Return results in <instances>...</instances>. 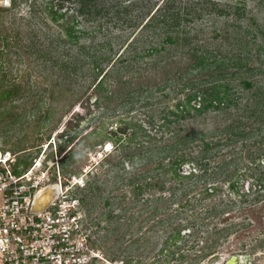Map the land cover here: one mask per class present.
Listing matches in <instances>:
<instances>
[{"label":"rangeland","instance_id":"rangeland-1","mask_svg":"<svg viewBox=\"0 0 264 264\" xmlns=\"http://www.w3.org/2000/svg\"><path fill=\"white\" fill-rule=\"evenodd\" d=\"M165 1L95 0L89 3L86 0L80 4L76 0H11L9 8H0V151L24 150L20 156L35 157L41 144L51 142L49 150L56 147L58 155H64L63 180L71 182L74 177L83 186H75L73 190L84 200V205L81 201L82 224L88 245L97 256L89 264H212L215 256L219 257V264L230 256H247L248 264L262 263L264 243L259 244L264 239L261 233L264 200L253 202L255 206H234L229 221L213 222L217 228L242 223L244 218L254 223L235 229L234 235L218 242L214 257L202 260L196 258L205 251H201L204 246L201 238L169 237L178 220H167L168 214L175 210L181 217L190 214L189 207L183 205L192 192L178 197L174 206L170 205L169 192L150 189L138 196L137 187L143 181L141 174L156 167L157 160L141 161L133 155L130 161L127 157L149 146L169 144L176 129L182 133L207 131L232 123L243 133L256 132L255 122L247 117L246 101L252 90L264 86V0L173 1L175 7L194 5L192 15L180 27L192 38L190 46L184 45L183 40L175 45L161 44L162 38L153 37L148 30L139 32ZM125 7L128 12L123 14ZM66 27L74 29L73 37L66 35ZM246 30L255 35L256 44L241 47L239 42L224 37L225 31L234 37L235 34L245 36ZM161 45L165 48L162 52L147 53L148 48ZM260 47L263 52L259 57ZM189 49L196 56L209 50L216 58L225 57L227 67H223V73L227 75L214 81L227 82L232 87L233 103L219 111L209 109L202 114L186 106L190 117L161 127V116L169 110L175 111L176 104H184L186 95L193 92L189 86L184 87L186 83L200 82L212 73H220L218 69L196 71L177 80L176 70L181 74L180 70L194 61ZM94 52L105 58L101 63L105 70L119 55L118 60L124 58L130 62L134 54L133 68L111 75L98 92L87 90L95 74H80L79 66L82 61L84 68L92 67L90 56ZM248 52L249 60L245 58ZM158 56L171 57L165 64L157 63ZM245 63L242 69L237 68ZM251 68L255 69L254 73L249 72ZM242 78L254 87L243 90ZM166 80L171 81L156 91ZM133 88L143 89L139 95L128 96ZM193 88L196 90L199 86ZM99 96L104 98L95 103ZM192 103L199 106L198 100ZM243 142L246 147L240 149ZM108 143L112 147L110 153L104 151ZM252 144L253 141L245 139L235 143L234 155L238 159L229 167L230 172L235 171L231 173L232 179L243 174L241 165L246 162ZM231 155L215 157L211 167L229 160ZM87 169L89 172H85ZM190 169L193 167L185 166V173ZM242 179L238 193L228 191L227 184L222 183L221 191L204 204L222 200L239 203L243 200L241 193L250 185L248 178ZM243 198L255 197L250 194ZM154 205L158 209L155 215ZM255 209L260 210L261 221L253 215Z\"/></svg>","mask_w":264,"mask_h":264},{"label":"trees","instance_id":"trees-1","mask_svg":"<svg viewBox=\"0 0 264 264\" xmlns=\"http://www.w3.org/2000/svg\"><path fill=\"white\" fill-rule=\"evenodd\" d=\"M58 1L64 2L70 0ZM76 1L82 4L86 0ZM173 1L175 0H166L164 6L156 14L159 10L158 7L155 13L148 17L146 22L141 26L139 32L144 29L148 30L147 32L152 34L153 37L162 38L160 42L161 44L175 45L178 44L180 40H183L182 43L184 45L190 46L192 45V38L188 36V31L180 27L182 21H187V17L192 15V6L194 5L187 4L185 6L175 7ZM87 2L94 3L95 0H87ZM239 10L241 9H238V11ZM122 11V13L125 14L128 12V8L125 7ZM78 12L85 15L82 9H79ZM237 17H241V15H237ZM129 24H131V22ZM65 32L69 37L74 36V29L72 27H66ZM224 33H227L224 36L226 39L235 40V43L239 42L241 47L242 44L245 47L250 45V43L256 44L255 35L248 30L244 32L245 36L235 34L233 37L231 34H228V31H225ZM129 44L127 46H129ZM164 49L165 48L162 45L159 47L154 46L148 48L147 53H160ZM262 49L263 48L260 47L257 50L259 57L262 55ZM134 50L136 51V49ZM134 50L133 52L135 55L138 58L141 57ZM189 53L193 56L192 58H194V61L193 63L188 64L183 70H180L181 74H179L178 70H176V73H178L176 74L177 80L185 79V77L196 71L218 69L220 73H212L208 76V78H204L200 82L189 81L186 83L184 87L189 86L193 92L186 95L184 104L181 102L176 104L175 111L169 110L166 115L161 116V127L179 123V121L181 122L187 117H190V112L187 110L186 106H189L190 109L196 112V114H202L207 112L209 109L219 111L222 108L229 107L233 103L231 98L232 95H234V93H232V87L227 82H215L220 80V78L225 79L227 75V73H223V67H227L225 57L216 58V56H214L209 50H205L204 53L197 56L193 50L189 49ZM133 55L129 58L131 59L130 62H127L124 58L118 60L121 57V55H119L112 62V65L108 70L101 67V63L105 60V58L97 56L96 52H94L93 56H90V63L92 67L84 68L85 65H82L81 61L79 66L81 70L80 74L89 72L95 74L92 83L86 89L98 92L101 90L103 83L110 78L111 75L118 74L119 70L122 71V73L130 71V68L132 67L131 62L134 59ZM170 57L158 56L157 63H169ZM245 58L249 60V52L246 53ZM124 63H126L125 66L122 65ZM245 65L246 63L238 65L237 68L242 69ZM254 70V68H251L249 72L254 73ZM170 81L171 80H166L164 83L160 84L156 91H160L165 88L167 82ZM206 82L210 84L206 85ZM241 85L243 90L252 89L254 87L252 82L246 80L245 78L241 79ZM195 86H199V88L194 90L193 87ZM142 89L133 88L127 93V95L134 97L135 93L137 95L141 94L140 91ZM103 98V96H99V98L95 100V103ZM237 98L239 97L235 96V99ZM196 100L199 101L198 107H195L192 103L194 101L196 102ZM246 110L249 111L247 117L252 118L256 124V132L253 134L252 131L247 133L241 132L239 128L233 126L232 123L226 125L224 128H215L207 131L190 130L189 132L182 133L181 129H176L171 136L172 141L169 144L149 146L143 150H138L136 154L134 152L127 157L130 161H132L133 155H137L141 161L145 159H151L150 162L157 160L156 167L141 174L143 181L137 187L139 191L138 196L140 192L150 189H156L160 192H169L170 205L172 204V206H174L176 205L174 201H176L178 197H181V195H188L192 192L191 196L183 205L189 207L191 211L190 214H186L181 217L182 214L175 209H173L175 210L173 213L168 214L169 216L167 217V220H170L171 222L178 220L177 225H174L171 229L169 237L172 239L197 236L201 238L204 245L202 246L201 251H205L200 252L196 258H200L202 260L210 256L214 257L218 242L221 239L226 240L231 235H234L237 232L235 229L252 226L254 223L249 220V218H244L242 223H231L226 227L217 228V225L213 224V222L229 221L230 219L228 217L231 215L234 206L242 207L247 204L251 205L253 202L260 203L264 200V86H257L255 91L252 90L250 92L246 101ZM161 113H163V111ZM169 116H172V119H169ZM240 139L253 141L252 146H250L253 148L248 150L246 162L241 165L243 174H240L238 178L232 179L231 173H235V171L233 170L230 172L229 167L238 159V156L235 157L234 152L235 143H237ZM244 147H246L245 142L241 144L240 149ZM196 148L198 149L197 151ZM230 153L232 155L229 160H222L221 163H216L213 167H211V162L214 161L213 159L215 157H219V155L225 156ZM63 158L64 155L61 158V164ZM27 159L28 157H24L22 162L27 164ZM189 165L192 166L193 169H190L189 172L185 173L184 167ZM243 176L250 180V185L247 189H244L243 187L245 192L241 193V199L243 200H240L239 203L234 201L225 202L222 200L219 203L208 205L204 204L208 198L215 195L218 191H221L220 185L222 183L227 184L228 191H235L238 193L237 188L240 187L239 183L243 180ZM183 180H186L187 182L183 183ZM131 182L132 181L129 183ZM213 182L214 184H212ZM197 188L199 189L194 192ZM250 194H254L255 198L252 200H246L243 198ZM81 201L84 205L83 198H81ZM253 206H255V204H253ZM157 213L158 209L154 205L153 215ZM259 213L260 210L255 209L253 211V215H256L257 218ZM258 219L260 220V217ZM165 220L166 219L159 220L157 223H162ZM210 225H212L211 228H209ZM186 230H188L187 233L184 232ZM261 233L263 235L264 231ZM263 241L264 239L259 245H262L264 243Z\"/></svg>","mask_w":264,"mask_h":264},{"label":"built area","instance_id":"built-area-1","mask_svg":"<svg viewBox=\"0 0 264 264\" xmlns=\"http://www.w3.org/2000/svg\"><path fill=\"white\" fill-rule=\"evenodd\" d=\"M10 6L11 0H0V8ZM50 145L41 144L27 164L24 150L0 151V264H89L97 258L73 190L83 186L74 177L63 180L62 156ZM38 195L49 199L41 206Z\"/></svg>","mask_w":264,"mask_h":264},{"label":"water","instance_id":"water-1","mask_svg":"<svg viewBox=\"0 0 264 264\" xmlns=\"http://www.w3.org/2000/svg\"><path fill=\"white\" fill-rule=\"evenodd\" d=\"M48 199L49 198L44 197L43 195L37 196V202L41 206L44 205V203H46ZM243 258L246 260L247 263H249V258L247 256H244ZM212 259H213L212 264H219V257L215 256ZM221 264H241L240 256H230L227 260H225ZM259 264H264V262Z\"/></svg>","mask_w":264,"mask_h":264},{"label":"bare ground","instance_id":"bare-ground-1","mask_svg":"<svg viewBox=\"0 0 264 264\" xmlns=\"http://www.w3.org/2000/svg\"><path fill=\"white\" fill-rule=\"evenodd\" d=\"M60 132H61V130L57 131L56 133H60ZM111 149H112L111 144L108 143V144L106 145V148L104 149V151H105L106 153H110ZM100 157H102V156H100ZM93 160H94V159H93ZM85 172H89V169H87ZM240 260H241V264H248V263L246 262V260H245L243 257H240Z\"/></svg>","mask_w":264,"mask_h":264}]
</instances>
